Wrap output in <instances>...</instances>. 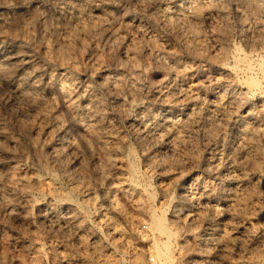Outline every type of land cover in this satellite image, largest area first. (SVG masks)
I'll return each mask as SVG.
<instances>
[{
	"label": "rangeland",
	"instance_id": "374dc122",
	"mask_svg": "<svg viewBox=\"0 0 264 264\" xmlns=\"http://www.w3.org/2000/svg\"><path fill=\"white\" fill-rule=\"evenodd\" d=\"M256 1L0 0V264H264Z\"/></svg>",
	"mask_w": 264,
	"mask_h": 264
},
{
	"label": "bare ground",
	"instance_id": "6f19581e",
	"mask_svg": "<svg viewBox=\"0 0 264 264\" xmlns=\"http://www.w3.org/2000/svg\"><path fill=\"white\" fill-rule=\"evenodd\" d=\"M258 1V0H257ZM256 1V3H258ZM264 1V0H263ZM260 3V2H259ZM261 4H263V2L261 3ZM167 6V5H166ZM199 7V6H198ZM257 7H258V9L259 8H261V5L260 4H257ZM195 8V7H194ZM208 8V7H207ZM263 8V7H262ZM164 9V8H163ZM168 11V10H167ZM199 11V10H198ZM180 15V14H179ZM192 17V16H191ZM184 18V17H183ZM184 20V19H183ZM197 43V42H196ZM194 45V44H193ZM196 45H198V43L196 44ZM190 47H191V45H190ZM246 54V53H245ZM159 59V58H158ZM249 58H248V56H247V54L245 55V57H244V60L243 61H245L244 62V64L245 63H248L249 64V62H246L247 60H248ZM165 62V61H164ZM169 64H171V63H169ZM172 65V64H171ZM252 65V64H251ZM172 67H173V65H172ZM246 67H248V65L246 66ZM245 67V68H246ZM252 67V66H251ZM254 67V66H253ZM243 68V67H242ZM244 68V70H246ZM248 68H250V64H249V67ZM247 68V70H249ZM27 76H29V75H27ZM256 76V77H255ZM261 76V75H260ZM258 77L259 76H257V75H248L247 77H246V79H245V81L248 83V85H249V87H251V89H252V87L255 89V88H258V89H262L261 88V80L260 79H258ZM30 78V77H29ZM33 78V77H32ZM112 79V78H111ZM118 80V79H117ZM198 80V79H197ZM104 82H106L105 80H104ZM103 82V83H104ZM172 82V81H171ZM111 83V82H110ZM195 83H197V82H195ZM105 84V83H104ZM108 84V83H107ZM105 86V85H104ZM110 86V85H109ZM191 86V85H190ZM179 87V86H178ZM188 88H189V85L187 86ZM113 88V87H112ZM186 88V87H185ZM17 89V88H16ZM111 89V88H110ZM180 89V88H179ZM22 90V89H21ZM184 90V87H183V89H182V91ZM15 91V90H14ZM178 91V90H177ZM182 91H181V93H182ZM189 92H187V88H186V91L185 92H187L186 94H187V101L189 102V103H193V102H195L196 100H197V98H198V96H199V90L197 89V88H193V89H191V90H188ZM20 93V92H19ZM21 94H22V92H21ZM185 95V94H184ZM183 95V96H184ZM168 96V95H167ZM160 97V96H159ZM169 97V96H168ZM185 97V96H184ZM171 98H172V96H171ZM181 99V98H180ZM167 100V99H166ZM182 100V99H181ZM178 101V100H177ZM184 101V100H183ZM186 101V102H187ZM172 102V101H171ZM179 103H180V101H178ZM182 102V101H181ZM91 103V102H90ZM184 103V102H183ZM195 104H197V103H195ZM192 105V104H191ZM93 106V105H92ZM181 106V105H180ZM188 106V105H187ZM195 106V105H194ZM199 106V105H198ZM183 107V106H182ZM186 107V106H185ZM189 107V106H188ZM210 107V106H209ZM87 108V107H86ZM181 108V107H180ZM198 109V108H197ZM201 109V108H200ZM200 109H198V110H200ZM213 109V108H212ZM217 109V108H216ZM216 109L214 110V112H216ZM70 110H71V108H70ZM182 110H183V108H182ZM191 110V109H190ZM189 110V111H190ZM195 110V109H194ZM184 112V111H183ZM212 113H213V110L211 111ZM92 113V112H91ZM171 113V112H170ZM175 113V112H174ZM182 113V112H181ZM72 114H73V112H72ZM164 114V113H163ZM173 114V113H172ZM184 114H185V112H184ZM175 115V116H173V115H171L170 116V119L169 120H167V116L165 117L166 118V120L164 121V122H166V127H168L167 129L168 130H174L175 128H176V126L177 125H179V123H181V122H184L185 121V119H186V116L185 115ZM74 115V114H73ZM165 115H166V113H165ZM168 115V114H167ZM190 116H191V114H189ZM188 115V116H189ZM205 115V114H204ZM217 115V114H216ZM195 116V115H194ZM162 117H163V115H162ZM197 118H199V117H197ZM189 119V118H188ZM98 120V119H97ZM153 120V119H152ZM158 120H159V118H158ZM162 120V119H161ZM160 121V120H159ZM163 121V120H162ZM258 122V121H257ZM163 123V122H162ZM186 123V122H185ZM193 123V122H192ZM227 123V122H226ZM159 124H161V123H159ZM100 125V124H99ZM157 125V124H156ZM92 126V125H91ZM158 126V125H157ZM161 126V125H160ZM185 126V125H184ZM183 126V127H184ZM256 126V125H255ZM165 127V128H166ZM178 127H180V126H178ZM177 127V128H178ZM144 128H145V126H144ZM147 128V127H146ZM145 128V129H146ZM152 128H154L153 126H152ZM254 128V127H253ZM258 128V127H257ZM149 129V128H148ZM151 129V128H150ZM157 129V128H156ZM166 130V129H165ZM58 131V130H57ZM148 131V130H147ZM146 131V132H147ZM162 131H164V130H162ZM152 132V131H151ZM148 133V132H147ZM156 133V132H155ZM160 133H161V131H160ZM166 133V132H165ZM169 132H167L166 134H168ZM163 134V132L161 133V135ZM165 134V135H166ZM173 134V133H172ZM177 134V133H176ZM111 135V134H110ZM119 135V134H118ZM118 135H117V137H116V139L118 138ZM149 135V134H148ZM152 135H154V134H151L150 136H152ZM157 135V134H156ZM160 135V136H161ZM178 135V138H179V134H177ZM160 136H158V137H160ZM122 137V136H121ZM164 137V136H163ZM183 138V136H180V138ZM3 138V137H2ZM120 138V137H119ZM119 138L117 139V140H119ZM179 138V139H180ZM110 139V138H109ZM185 139V138H184ZM183 139V140H184ZM113 140H115L114 138H112V141ZM107 141V140H106ZM120 141V140H119ZM115 142V141H114ZM121 142V141H120ZM251 142V141H250ZM240 143V142H239ZM115 144V143H114ZM242 144H243V142H242ZM244 145V149L247 147L246 145H249L248 143L246 144H243ZM112 146V145H111ZM110 146V147H111ZM126 146V145H125ZM243 147V146H242ZM251 147V146H250ZM63 150V149H62ZM57 151V150H56ZM55 152V151H54ZM58 152V151H57ZM55 154V153H54ZM59 154V153H58ZM60 155V154H59ZM127 155V157H128V154H126ZM134 157V156H133ZM129 159V158H128ZM218 159V158H217ZM228 159V158H227ZM220 160V159H219ZM132 161V160H131ZM130 161V163H132ZM214 161V160H213ZM223 161V160H222ZM226 161V160H225ZM228 161V160H227ZM134 162V161H133ZM220 162V161H219ZM134 164V163H133ZM137 164V163H136ZM231 164V163H230ZM227 165V164H226ZM225 165V166H226ZM233 165V164H232ZM221 166V165H220ZM7 167V166H6ZM215 167H217V166H215ZM228 167V166H227ZM238 167V166H237ZM12 168V167H11ZM222 168V167H221ZM236 168V167H235ZM7 169V168H6ZM131 169V171H132V173L133 174H136V169H138V168H136V166H135V164H134V166L132 165V167L130 168ZM210 169V168H209ZM212 169V168H211ZM218 169V168H217ZM220 169V168H219ZM214 171H216L215 169H213ZM226 170H227V168H226ZM138 171V170H137ZM212 171V170H211ZM239 172V171H238ZM237 172V170L236 169H234V168H229V172H227L228 173V178H230L229 180H238L240 177H239V175L241 176V174H243V173H238ZM218 173V172H217ZM225 173V172H224ZM223 174V173H222ZM226 176V175H225ZM226 179V178H225ZM36 180V179H35ZM34 180V181H35ZM24 181V180H23ZM228 181V180H227ZM240 181V180H239ZM237 183V182H236ZM235 183V184H236ZM239 184V183H238ZM137 185V184H136ZM243 185V184H242ZM243 187H239L238 185L237 186H235L234 188H232V200H237V199H241V197L239 198V196H241L240 195V193L243 191V189H242ZM9 189V188H8ZM210 190V189H209ZM208 190V191H209ZM242 190V191H241ZM13 191V190H12ZM184 193V192H183ZM206 193V192H205ZM173 194V193H172ZM182 194V193H181ZM186 194V193H185ZM188 194V193H187ZM208 194V193H207ZM207 194H206V196H207ZM209 195V194H208ZM182 196V195H181ZM180 196V198H182V200H183V197L185 198V199H187V200H189V197L187 196V195H183V197H181ZM151 197V196H150ZM171 197V196H170ZM192 198V197H191ZM3 199V198H2ZM5 199V198H4ZM172 199H173V197H172ZM7 200V199H6ZM5 200V201H6ZM10 200V199H9ZM175 200V199H174ZM1 201H3V200H1ZM4 201V202H5ZM16 201V200H15ZM52 201V200H51ZM184 201V200H183ZM190 201V200H189ZM188 201V202H189ZM11 202V201H10ZM170 202V201H169ZM187 202V203H188ZM2 203L3 202H0V205H2ZM53 203V202H52ZM171 203V202H170ZM173 203V202H172ZM234 203V202H233ZM7 204H8V202H7ZM42 205V204H41ZM179 205V204H178ZM181 205V204H180ZM2 206H5V205H2ZM1 207V206H0ZM3 209H4V207H3ZM55 209V208H54ZM6 210V209H5ZM168 210V208L166 207V205H164L163 206V208H161V210H154V211H152V212H150L151 213V230L152 231H154V230H164V229H167V223H166V218H165V212ZM182 210V209H181ZM212 211V210H211ZM216 211V210H215ZM180 212V211H179ZM50 215H52V214H50ZM213 215V214H212ZM47 216V215H46ZM221 216V215H220ZM53 217V216H52ZM183 218V217H182ZM48 219V218H47ZM53 221H54V219H53ZM55 222V221H54ZM168 230L170 231V233H173V230L172 229H170V228H168ZM205 246V245H204ZM23 247V246H22ZM27 250V249H26ZM155 252L158 254V256H159V258H160V263L159 264H173V258L171 257V253H170V248H169V244L168 243H164V244H159V243H156V245H155Z\"/></svg>",
	"mask_w": 264,
	"mask_h": 264
},
{
	"label": "built area",
	"instance_id": "2783aa9c",
	"mask_svg": "<svg viewBox=\"0 0 264 264\" xmlns=\"http://www.w3.org/2000/svg\"><path fill=\"white\" fill-rule=\"evenodd\" d=\"M251 56L254 66L260 71L259 74L261 75L262 85L264 87V47L259 51L254 52Z\"/></svg>",
	"mask_w": 264,
	"mask_h": 264
}]
</instances>
